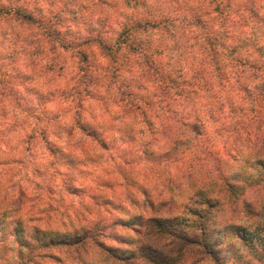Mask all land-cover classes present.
Returning <instances> with one entry per match:
<instances>
[{"label": "trees", "instance_id": "16d2710c", "mask_svg": "<svg viewBox=\"0 0 264 264\" xmlns=\"http://www.w3.org/2000/svg\"><path fill=\"white\" fill-rule=\"evenodd\" d=\"M0 69L27 143L76 167L89 148L122 151L132 122L164 142L121 161L112 152V166L128 185L141 156L166 172L158 200L146 190L127 208L96 195L105 207L66 228L25 222L20 201L0 198V215L13 206L0 264L13 245L17 264H264V194L251 195L264 188V0H0ZM96 103L129 117L123 136L95 119ZM228 119V153L191 162L208 126ZM6 128L0 140L13 143ZM251 157L259 180L236 165Z\"/></svg>", "mask_w": 264, "mask_h": 264}, {"label": "rangeland", "instance_id": "374dc122", "mask_svg": "<svg viewBox=\"0 0 264 264\" xmlns=\"http://www.w3.org/2000/svg\"><path fill=\"white\" fill-rule=\"evenodd\" d=\"M87 51L93 53L94 57H99L97 48L90 46ZM1 72L0 69V74ZM2 90L4 87L0 86V93ZM7 95V92L0 94V121L2 122L0 125L6 128L7 124L10 123V126L15 129L10 133L13 143H8L5 139L0 140V190L2 192L0 198L2 201L3 199L9 200L8 203L20 201L22 208L19 213L25 222L51 229L66 228L71 223L82 224L83 218L88 216L89 207L92 210L105 207L103 204L98 205V201L95 199L96 195L111 198L118 202L117 204H122L127 208L131 207L132 200H143V192L146 190L158 200L166 174L164 169L156 167L150 159H145L144 156L140 155L141 159H135L137 162L133 163V166L128 165L135 184L128 185L127 181L122 178L123 169L112 166L110 156L113 155L112 152H115L117 161H121V159L128 157V152L131 150L133 153L140 154L143 148L147 146L154 149L159 148L164 142L161 133L148 128L142 131L140 126L138 127L131 122V131L129 134L125 133L128 137L120 140L119 145H117V147H123L122 151H117L114 148L110 153H107L98 150L96 147L89 148V156L87 158L79 157L76 167H72L64 163L59 157L52 156L41 139L34 138V141L28 143L26 139L23 140L25 131L20 128V123L23 122L25 114L23 113L22 116L20 110L24 107L12 105L11 97ZM15 96L20 98L22 95L17 92ZM91 110L92 114H96L95 119L97 121L100 123L104 121L103 125L106 129L116 130L119 136H123L124 129L128 126L129 117L122 118L121 115H118V110L110 104L108 111L105 110L103 103L102 105L96 103ZM228 125L229 119L225 122L220 120L209 125L208 137L210 140L208 143H201L194 150L190 155L191 162L206 160L202 151L205 148H215L220 151L221 155H226L230 150V144H232ZM15 142H23L20 144L21 149H14L13 144ZM64 146L65 140L59 141L58 147ZM69 148L72 149L73 147L68 146L67 150ZM126 148H128L127 151ZM16 150H21V152ZM236 165L245 170L249 181L260 179L259 173L262 166L256 157H251L246 164L237 162ZM66 184L68 186L75 184L80 191L74 194L72 190L66 189ZM257 193L264 194V188L252 190L251 195L255 196ZM14 206L18 210L20 209V204L15 203ZM132 208L133 212H143L146 209L142 206ZM11 209L13 206H9L10 211ZM9 210L0 215V218L8 223L13 220V215H10ZM113 212H120L119 206ZM12 238L10 237L11 242H13ZM15 248L13 245L5 264H17V249Z\"/></svg>", "mask_w": 264, "mask_h": 264}]
</instances>
